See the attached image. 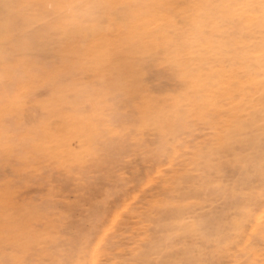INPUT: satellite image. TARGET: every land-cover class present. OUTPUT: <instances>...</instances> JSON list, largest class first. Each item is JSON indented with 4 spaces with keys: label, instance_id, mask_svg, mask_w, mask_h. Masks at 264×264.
Masks as SVG:
<instances>
[{
    "label": "rangeland",
    "instance_id": "obj_1",
    "mask_svg": "<svg viewBox=\"0 0 264 264\" xmlns=\"http://www.w3.org/2000/svg\"><path fill=\"white\" fill-rule=\"evenodd\" d=\"M0 264H264V0H0Z\"/></svg>",
    "mask_w": 264,
    "mask_h": 264
}]
</instances>
